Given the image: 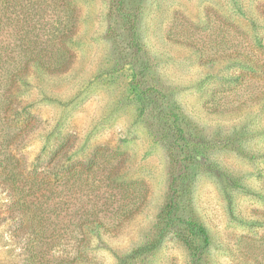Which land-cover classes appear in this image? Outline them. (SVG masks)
I'll return each mask as SVG.
<instances>
[{"label": "rangeland", "instance_id": "374dc122", "mask_svg": "<svg viewBox=\"0 0 264 264\" xmlns=\"http://www.w3.org/2000/svg\"><path fill=\"white\" fill-rule=\"evenodd\" d=\"M0 264H264V0H0Z\"/></svg>", "mask_w": 264, "mask_h": 264}, {"label": "trees", "instance_id": "16d2710c", "mask_svg": "<svg viewBox=\"0 0 264 264\" xmlns=\"http://www.w3.org/2000/svg\"><path fill=\"white\" fill-rule=\"evenodd\" d=\"M61 145H58L56 150L50 155V161L51 160H55V159L56 160H60L61 159V148H62ZM9 172L11 174H15L16 175V173L13 171V168H10ZM19 191L22 192V189L19 190ZM187 223L189 225L190 231L193 233V236L194 235L197 236V235H200V234H204L203 228L201 226L197 225L195 222L188 220Z\"/></svg>", "mask_w": 264, "mask_h": 264}]
</instances>
